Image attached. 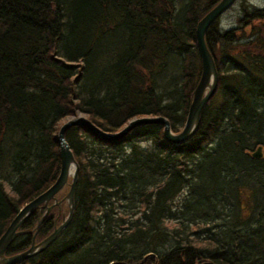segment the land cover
<instances>
[{
    "label": "trees",
    "instance_id": "obj_1",
    "mask_svg": "<svg viewBox=\"0 0 264 264\" xmlns=\"http://www.w3.org/2000/svg\"><path fill=\"white\" fill-rule=\"evenodd\" d=\"M216 1L0 0V234L56 177L62 118L83 112L114 131L134 116L163 115L179 129L200 72L195 25ZM239 5L234 26L216 18L204 32L218 77L194 132L170 142L161 123H144L103 139L68 126L79 165L74 214L44 249L13 264H264V6ZM175 56L179 81L171 77L158 91ZM258 143L263 155L253 157ZM183 189L193 219L201 212L222 220L206 243L159 249L167 237L160 220ZM116 200L139 211L144 226L138 216H115ZM44 208L23 218L6 254L26 248ZM67 208L64 199L51 206L34 240Z\"/></svg>",
    "mask_w": 264,
    "mask_h": 264
},
{
    "label": "water",
    "instance_id": "obj_2",
    "mask_svg": "<svg viewBox=\"0 0 264 264\" xmlns=\"http://www.w3.org/2000/svg\"><path fill=\"white\" fill-rule=\"evenodd\" d=\"M233 0H217L210 8H208L197 20L195 25V43L199 55L200 72L198 79L192 89L191 98L188 102L185 118L182 126L178 130H171L168 119L163 115H140L134 116L127 122L114 131L103 130L87 117L82 115L68 116L58 126L55 138L58 145L59 169L54 180L42 191L37 193L32 198L25 201L16 210L5 228L0 234V264H13L28 256L34 255L44 249L70 221L73 213V191L77 178L78 165L71 149L69 148L65 137V129L72 125L78 124L88 129L93 134L103 139H115L123 135L130 127L147 121H157L162 124L163 136L174 142L182 141L190 136L199 122L201 109L209 97L214 93L217 84V69L215 67L213 57L206 46L204 40V32L208 25L227 9ZM251 156L260 157L263 155L262 144L258 143L251 151ZM71 169V170H70ZM70 176V180L68 177ZM65 184L67 189L61 198L57 199L55 193L59 191ZM51 199L50 202L48 200ZM64 199L67 203V212L58 223L54 221L52 229L42 238L35 241L34 235L41 220L47 214L48 210L54 204H59L60 200ZM44 206V210L38 216L34 230L31 234L30 243L25 249L5 254V247L11 242L14 236L23 231L17 229L23 218L30 213L36 206Z\"/></svg>",
    "mask_w": 264,
    "mask_h": 264
},
{
    "label": "rangeland",
    "instance_id": "obj_3",
    "mask_svg": "<svg viewBox=\"0 0 264 264\" xmlns=\"http://www.w3.org/2000/svg\"><path fill=\"white\" fill-rule=\"evenodd\" d=\"M239 1L240 0H234L232 4L220 14V16L218 17V20H219V24L221 27L223 28L230 27V26H234L237 23L236 19H237V16L240 14ZM246 1L251 5L264 6V0H246ZM114 42H116V40ZM164 71L165 72L161 75V77H159L158 75L157 80H156V89L158 91L162 89L164 86L166 87L168 85L167 81L171 77H174V81L178 83L179 71H180L178 57L176 56L171 57L168 60ZM85 93L86 91H84V94ZM79 115L86 117V115L83 112H79ZM66 117L62 118L60 122H62ZM182 124L179 125V128L182 126ZM138 142L140 146H145V145L150 144V139L139 140ZM124 147H127V146L124 145ZM5 153L8 154V151H6ZM3 164L4 165L1 164L2 173L6 171L7 174L5 176L7 175L11 176V172L9 170L7 161H4ZM5 188L9 190V185H5ZM183 193H184V189L179 192L180 195H177V197H179V199L176 197L177 202H175V204L174 202L171 204L170 210L172 212L169 214L164 213L165 217L161 218L160 220L159 225L164 231H167V234H166L167 237H166L165 242L162 244V246H159V249H162L163 247H166L174 243L175 241H178L180 243H184L187 241L206 243L205 239H207L208 234H209V233L207 234L206 231H210L212 229L214 230L217 227L214 225V223H218L222 220L220 217H216L210 220V217L207 218V216H205L204 213H201V212H198L196 219L195 218L193 219L192 218L193 216L191 214L192 208L185 207L180 201L182 196L185 195ZM121 201L126 202L127 200L122 199ZM140 209L141 208H138V210ZM113 211H114L115 216L122 215L125 218H129V219L138 216L139 223L143 225L144 221L142 220V215L140 214V212L139 211L136 212V209H135L134 210L135 212L131 213V209L119 203L118 200L114 201ZM206 227H208V229H206ZM148 243L149 242H146V244Z\"/></svg>",
    "mask_w": 264,
    "mask_h": 264
},
{
    "label": "bare ground",
    "instance_id": "obj_4",
    "mask_svg": "<svg viewBox=\"0 0 264 264\" xmlns=\"http://www.w3.org/2000/svg\"><path fill=\"white\" fill-rule=\"evenodd\" d=\"M217 85V84H216ZM216 89V88H215ZM77 115H79V112H78V114ZM147 116H149V115H147ZM201 120V119H200ZM144 123H159V122H157V121H147V122H141V123H139V124H144ZM139 124H136V125H134V126H132V127H130L126 132H128L131 128H133V127H135V126H137V125H139ZM172 130V129H171ZM125 132V133H126ZM124 133V134H125ZM165 138V137H164ZM166 139V138H165ZM167 141H170V140H168V139H166ZM170 142H174V141H170ZM179 142V141H178ZM79 166V165H78ZM71 170V169H70ZM68 180H70V176L68 177ZM66 189V188H65ZM65 201V200H64ZM67 211V210H66ZM49 213V212H48ZM74 214V213H73ZM72 221V220H71ZM57 223V222H56ZM19 226H20V224H19ZM19 226L17 227V229H20L19 228ZM69 226V225H68ZM67 228V227H66ZM22 230V229H21ZM64 230H65V228H64ZM62 232H63V230H62ZM64 234V233H63ZM63 236V235H62ZM61 236V237H62ZM7 247V246H6ZM5 247V248H6ZM4 253L6 254V252H5V249H4ZM29 257V256H28ZM27 258V257H26ZM25 259V258H24Z\"/></svg>",
    "mask_w": 264,
    "mask_h": 264
}]
</instances>
